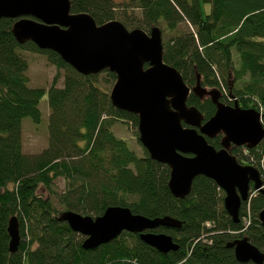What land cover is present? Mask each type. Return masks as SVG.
<instances>
[{
    "label": "trees",
    "instance_id": "obj_1",
    "mask_svg": "<svg viewBox=\"0 0 264 264\" xmlns=\"http://www.w3.org/2000/svg\"><path fill=\"white\" fill-rule=\"evenodd\" d=\"M70 2L73 14H89L98 26L119 21L147 33L159 27L166 35L164 61L188 87H195L199 77L202 87L221 91L222 103L261 112L264 125V0ZM203 3L211 5L208 15ZM16 21L0 19V264H254L238 262L227 244L247 238L264 253L259 219L264 195L254 192L242 204L238 224L225 210V193L205 176L194 180L189 196L174 197L169 166L152 160L145 149L138 155L113 131L118 123L130 124L139 141V117L112 105L116 74L106 70L85 76L53 51L32 42L20 45L12 33ZM20 50L42 54L56 68L48 89L30 86L29 63ZM45 94L49 144L40 154L28 155L22 122H42L39 106ZM188 106L196 107L205 122L216 113L210 97L191 94ZM222 137L207 140L220 150ZM230 153L240 164L257 168L264 182V141L254 149L233 146ZM59 178L65 182L62 192L56 190ZM112 206L150 219L181 221V229L152 231L170 235L179 249L162 254L139 234L124 232L85 250V237L59 221L66 211L97 218ZM13 216L19 220L21 243L11 254L7 228Z\"/></svg>",
    "mask_w": 264,
    "mask_h": 264
},
{
    "label": "water",
    "instance_id": "obj_2",
    "mask_svg": "<svg viewBox=\"0 0 264 264\" xmlns=\"http://www.w3.org/2000/svg\"><path fill=\"white\" fill-rule=\"evenodd\" d=\"M4 18L17 20L12 33L20 45L32 42L42 51H53L85 76L106 70L116 74L112 105L139 117V141L152 160L171 169L169 189L174 197L189 196L194 180L205 176L225 193V210L238 224L242 204L254 192L264 195L259 170L240 164L230 153L233 146L254 149L264 141L262 113L222 103L221 91L202 87L199 77L195 87H188L182 74L164 61L159 27L147 33L129 30L119 21L98 26L89 14H73L70 0H0V19ZM191 94L211 98L216 113L208 121L196 107L188 106ZM220 134L218 150L207 139ZM259 219L264 228V209ZM59 221L85 237V250H95L128 232L139 234L162 254L177 251L179 245L170 235L152 231L183 225L169 216L150 219L118 206L97 218L66 211ZM7 231L9 251L17 253L21 234L16 216L9 219ZM227 248L234 250L240 263L264 264V253L247 238L234 240Z\"/></svg>",
    "mask_w": 264,
    "mask_h": 264
},
{
    "label": "rangeland",
    "instance_id": "obj_3",
    "mask_svg": "<svg viewBox=\"0 0 264 264\" xmlns=\"http://www.w3.org/2000/svg\"><path fill=\"white\" fill-rule=\"evenodd\" d=\"M121 2L124 0H116ZM204 15H208L211 10L210 4H202ZM163 37L166 35L163 33ZM20 55L26 59L29 63L28 76L30 77V86L32 88H45L48 89L53 82L54 76L56 75V68L52 66L47 58L42 54L19 51ZM58 86H63V79L58 83ZM40 110L42 112V122L35 124L31 118H25L22 122V142L23 151L28 155H38L48 147V123L50 115V107L48 103L47 94L41 100ZM113 131L120 138L124 139L129 146L138 154H144V147L138 141V137L135 134V130L130 124H116ZM56 190L62 192L65 189V182L62 178H59L55 182ZM58 209L62 210L56 200H54Z\"/></svg>",
    "mask_w": 264,
    "mask_h": 264
},
{
    "label": "built area",
    "instance_id": "obj_4",
    "mask_svg": "<svg viewBox=\"0 0 264 264\" xmlns=\"http://www.w3.org/2000/svg\"><path fill=\"white\" fill-rule=\"evenodd\" d=\"M262 181H263V179H262ZM263 184H264V182H263ZM263 187H264V185H263Z\"/></svg>",
    "mask_w": 264,
    "mask_h": 264
}]
</instances>
